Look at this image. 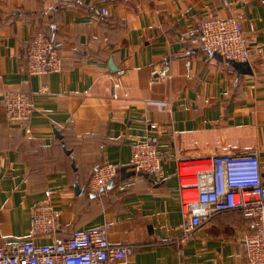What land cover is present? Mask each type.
<instances>
[{
	"label": "crops",
	"instance_id": "crops-1",
	"mask_svg": "<svg viewBox=\"0 0 264 264\" xmlns=\"http://www.w3.org/2000/svg\"><path fill=\"white\" fill-rule=\"evenodd\" d=\"M237 14L264 48V0H0V246L50 244L108 225L112 244L142 246L128 264H249L239 243L248 220L238 211L178 241L181 164L257 153L264 181V50L242 74L181 38L187 26ZM39 30L59 45L60 72L22 70ZM165 68L171 77L161 79ZM8 89L34 102L29 132L7 120ZM150 137L165 157L163 178L123 177L133 144ZM103 164L121 171L99 198L90 180ZM45 200L57 211L50 235L31 226Z\"/></svg>",
	"mask_w": 264,
	"mask_h": 264
},
{
	"label": "built area",
	"instance_id": "built-area-1",
	"mask_svg": "<svg viewBox=\"0 0 264 264\" xmlns=\"http://www.w3.org/2000/svg\"><path fill=\"white\" fill-rule=\"evenodd\" d=\"M102 15L109 17L103 8ZM255 27L250 32L237 14L227 18L213 15L198 25L187 26L182 40L208 52L220 54L236 62H253L261 54L263 46L257 43ZM22 70L31 76H44L63 69L59 45L45 31L35 33L28 47V55ZM161 79L170 78L168 68L159 71ZM117 81L115 87H119ZM31 96L20 89L7 90L4 108L7 120L13 125L25 126L34 111ZM155 127V126H153ZM158 137L137 141L132 146L128 169L134 174L163 178V157L158 150ZM120 166L103 164L90 180L92 193L103 198L111 184L118 178ZM183 171H193L184 177ZM180 178L182 235L186 242L192 234L209 222L215 215L238 211L247 218L241 228L240 246L245 250L249 264H264V181L261 162L257 153L246 155L227 154L220 157L181 164ZM46 192V197L52 195ZM31 226L34 233L53 234L57 229V211L52 201H43L33 208ZM110 226L79 232L68 238L57 239L50 244H38L33 239L19 240L0 246V264H128L133 249L141 245L112 244ZM152 244H159L153 242ZM149 245V244H148ZM146 246V244H143Z\"/></svg>",
	"mask_w": 264,
	"mask_h": 264
},
{
	"label": "water",
	"instance_id": "water-1",
	"mask_svg": "<svg viewBox=\"0 0 264 264\" xmlns=\"http://www.w3.org/2000/svg\"><path fill=\"white\" fill-rule=\"evenodd\" d=\"M229 64H231L239 73L245 74H251L252 73V68L250 66V64L248 62H236L235 60H226ZM249 155V154H248ZM128 168L127 167H123L122 168V176L126 177L129 175H132L134 172H127ZM78 193H81V191H79Z\"/></svg>",
	"mask_w": 264,
	"mask_h": 264
},
{
	"label": "bare ground",
	"instance_id": "bare-ground-1",
	"mask_svg": "<svg viewBox=\"0 0 264 264\" xmlns=\"http://www.w3.org/2000/svg\"><path fill=\"white\" fill-rule=\"evenodd\" d=\"M253 154V153H252Z\"/></svg>",
	"mask_w": 264,
	"mask_h": 264
}]
</instances>
